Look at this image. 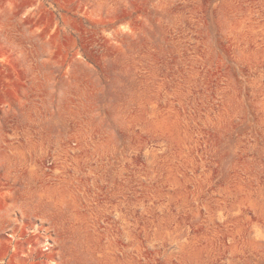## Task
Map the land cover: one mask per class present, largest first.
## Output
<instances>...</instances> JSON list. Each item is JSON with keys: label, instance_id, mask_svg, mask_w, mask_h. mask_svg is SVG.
<instances>
[{"label": "rangeland", "instance_id": "374dc122", "mask_svg": "<svg viewBox=\"0 0 264 264\" xmlns=\"http://www.w3.org/2000/svg\"><path fill=\"white\" fill-rule=\"evenodd\" d=\"M0 264H264V0H0Z\"/></svg>", "mask_w": 264, "mask_h": 264}]
</instances>
